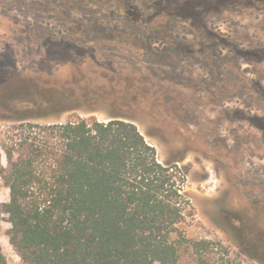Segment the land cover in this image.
<instances>
[{
  "label": "rangeland",
  "instance_id": "374dc122",
  "mask_svg": "<svg viewBox=\"0 0 264 264\" xmlns=\"http://www.w3.org/2000/svg\"><path fill=\"white\" fill-rule=\"evenodd\" d=\"M263 3L227 2L197 14L162 16L155 24L148 19L153 11L133 20L68 10L61 1L0 0L3 165L2 144L19 124L3 117L8 106L15 116L43 124L73 114L123 117L156 147L161 162H177L186 175L191 205L179 227L189 242L177 264H264ZM204 43L217 47L218 55H198ZM89 67L92 79L116 75L104 101L83 96L89 85L79 75ZM45 88L72 96L57 91L50 107H34L33 91ZM7 201L0 177V243L7 264H27L10 242L12 224L2 210ZM199 242L205 244L195 246Z\"/></svg>",
  "mask_w": 264,
  "mask_h": 264
},
{
  "label": "trees",
  "instance_id": "16d2710c",
  "mask_svg": "<svg viewBox=\"0 0 264 264\" xmlns=\"http://www.w3.org/2000/svg\"><path fill=\"white\" fill-rule=\"evenodd\" d=\"M60 1L68 10L120 13L133 20L153 11L148 19L155 24L162 16L183 17L190 11L197 14L203 8L219 9L227 2L234 5L248 1L257 6L263 3L261 0H176L169 6L166 5L169 0H47V3ZM179 1L185 3L181 5ZM218 51L210 43L195 50L198 55L207 53L211 57L217 56ZM90 67L93 71L102 70L100 66L97 70L93 65ZM90 67L79 75L89 85L83 96L104 101L111 93L106 86H112L116 75L110 72L107 76L103 72V76L92 79ZM100 77H106L105 82L97 83ZM93 85L101 89L96 90ZM57 91L72 96L71 91L45 88L37 91L38 95L33 91L35 96L30 103L39 109L48 108L57 101ZM14 102V98L7 97L8 105ZM7 111L9 116L3 117L19 124L13 126L12 135L2 144L7 166L2 163L0 151V177L9 189V201L2 204V210L12 224L10 242L24 262L177 264L180 249L189 242L179 227L191 205L184 192L186 175L177 162L163 163L158 159L156 147L134 122L119 116L100 119L96 115L73 114L66 121L43 124L29 121L27 116H15L12 106ZM199 244L205 242L195 246ZM0 264H7L1 243Z\"/></svg>",
  "mask_w": 264,
  "mask_h": 264
}]
</instances>
